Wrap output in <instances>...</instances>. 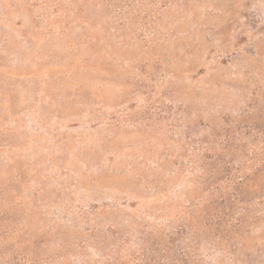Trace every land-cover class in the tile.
Returning <instances> with one entry per match:
<instances>
[{
	"label": "rangeland",
	"instance_id": "1",
	"mask_svg": "<svg viewBox=\"0 0 264 264\" xmlns=\"http://www.w3.org/2000/svg\"><path fill=\"white\" fill-rule=\"evenodd\" d=\"M181 221L177 264H264V0H0V264H170Z\"/></svg>",
	"mask_w": 264,
	"mask_h": 264
},
{
	"label": "trees",
	"instance_id": "2",
	"mask_svg": "<svg viewBox=\"0 0 264 264\" xmlns=\"http://www.w3.org/2000/svg\"><path fill=\"white\" fill-rule=\"evenodd\" d=\"M192 220L194 218H191ZM177 227L174 229L175 230V234L181 239L179 241L178 244H176V241L174 240L173 245L176 248V253L175 256L171 259V263L170 264H177V262L181 261V262H185L186 263V256L184 253H186L187 248H185L187 246V244L189 243H184L185 245L182 246L183 241L186 239V237L188 236V234L191 231V224L189 222H185V221H181V223L179 225H176ZM191 248V246H188ZM151 249V248H150ZM153 252V251H152ZM154 253V252H153ZM148 261L149 263L147 264H152L151 260H145Z\"/></svg>",
	"mask_w": 264,
	"mask_h": 264
}]
</instances>
